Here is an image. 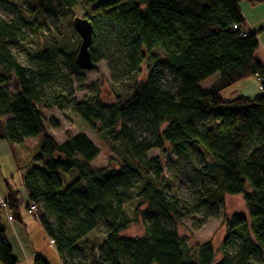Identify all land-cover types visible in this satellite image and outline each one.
<instances>
[{
	"label": "trees",
	"instance_id": "obj_1",
	"mask_svg": "<svg viewBox=\"0 0 264 264\" xmlns=\"http://www.w3.org/2000/svg\"><path fill=\"white\" fill-rule=\"evenodd\" d=\"M51 1L29 3L42 20ZM240 1H97L84 15L93 26L92 43L91 18L104 16L116 30L127 73L137 76L143 64L147 72L144 80L134 78L118 89L110 105L96 93L71 101V94L47 96L46 87L66 76L60 64L70 76L81 71L75 59L80 41L59 50L47 47L33 55V65H24L12 51L19 45V27L0 18V138L15 145L37 140L30 149L32 166L22 177L25 208L35 205L33 215L63 264H251L264 254V64L255 56L256 34L246 28ZM54 2L71 24L76 0ZM165 72L176 79L174 88L164 85ZM215 73L213 83L201 87ZM11 75L15 92L7 88ZM251 77L259 81L257 95L221 97ZM39 105L57 107L77 132L56 141L46 132ZM140 127L148 137L138 135ZM86 129L104 142L120 141L117 168L91 166L99 149ZM151 149L198 159L204 174L195 203L179 195L176 174L164 175L162 155L147 156ZM71 171L75 176L63 185L58 172ZM226 194H242L247 213L224 216L217 248L210 240L188 248L170 220H182L200 206L210 215L224 207ZM133 198L138 201L127 216L124 207ZM4 199L10 217L20 220L18 191L8 187ZM139 221L143 235L121 234ZM99 223L104 237L88 244L86 236ZM17 262L0 222V264ZM33 264L49 262L35 254Z\"/></svg>",
	"mask_w": 264,
	"mask_h": 264
},
{
	"label": "rangeland",
	"instance_id": "obj_2",
	"mask_svg": "<svg viewBox=\"0 0 264 264\" xmlns=\"http://www.w3.org/2000/svg\"><path fill=\"white\" fill-rule=\"evenodd\" d=\"M99 1V0H97ZM96 1V2H97ZM95 2V3H96ZM95 3H89L87 0H76V4L70 9L73 11V16L84 17L89 13L91 6ZM47 11L44 13L42 20L35 14L31 8L29 0H0V18L12 20L19 27V45L12 48L20 63L24 65H33V55L39 53L43 49L50 47L53 49H61L64 47L73 46L80 37L73 30L68 17L64 14L60 6L56 5L54 0L47 6ZM94 22V37L91 49L99 59L95 62V67L92 70H81L77 75L70 76L66 73V69L60 67L65 77L61 76L57 86L46 87V95L51 96L55 93L61 95H69L66 100H81L94 93L98 94L99 99L107 105L115 102V92L125 86L130 80L136 78L137 81H142L146 77V65H142L141 72L133 77L127 73L124 61V53L115 46L114 35L115 29L110 26L108 20L104 16H93ZM72 20V19H71ZM59 54V53H58ZM59 58L62 55L59 54ZM218 77V73L208 77L200 83L201 87L210 86ZM176 79L165 72L163 83L166 87L174 88ZM7 88L11 92L18 89L16 79L11 75L10 81L7 83ZM259 81L257 78L251 77L242 80L234 86L228 87L221 92V97L226 99L239 94H244L249 97H254L259 93ZM45 125L46 132L51 135L56 141H63L67 135H73L77 132L74 124L66 121L62 112L57 107L46 108L43 105L38 106ZM84 133L98 147L97 156L90 161L91 166L99 167L108 165L109 167L117 168L119 160L117 159L116 150L120 148V141L113 139L104 142L101 137L92 129H86ZM140 136H149V133L144 127L139 128ZM2 142L6 140L0 139V194H5L7 187L18 191V195L23 197V205L20 206V216L23 218V223L26 222L27 228L21 225V222L15 221L11 227L5 215L1 214V221L6 230V235L9 241L14 243L13 254L18 259V264H26L27 258H32V249L46 257L50 264H61L57 257L56 249L49 244V238L44 233L41 225L35 220L34 215L26 212L25 206L28 201L24 198L25 192L22 187V177L27 170L30 169L32 163L29 162L30 149L35 145L37 140L34 138L25 139L21 145L8 143V148L3 147ZM162 155L159 150L151 149L147 156L149 158ZM161 162L164 166V175L176 174L179 195L189 201L195 203L200 195L201 176L204 174L198 159L194 156L192 159H185L174 155L170 150L161 156ZM63 185L75 176V171L68 174L58 172ZM247 190H249L247 188ZM1 197V196H0ZM2 198V197H1ZM137 199L133 198L125 205L127 216H131L133 208L137 203ZM144 206L141 205L142 209ZM246 214L245 203L242 194L229 195L224 197V207L216 209L212 214L207 215L206 209L200 206L194 213L186 215L185 218L179 221L170 220L176 228L178 235L182 241L190 249L195 244L210 240L215 248L224 237L225 229L223 219L224 216L231 214ZM26 230L32 239V245L26 240ZM106 233L103 224L99 223L97 229L90 232L86 236L88 244L91 242L97 243ZM143 225L139 221L132 223L124 231L122 235L129 237H138L143 235ZM19 239V242H17ZM33 246V247H32ZM80 248L83 246L80 244ZM89 248V247H86ZM84 249L87 253L88 249ZM251 264H264V254L261 257H254Z\"/></svg>",
	"mask_w": 264,
	"mask_h": 264
},
{
	"label": "crops",
	"instance_id": "obj_3",
	"mask_svg": "<svg viewBox=\"0 0 264 264\" xmlns=\"http://www.w3.org/2000/svg\"><path fill=\"white\" fill-rule=\"evenodd\" d=\"M238 8L240 10V13L242 15V17L244 18V21H245V24H246V28L249 32H253L256 34V38H257V42H258V48L255 52V56L256 58L264 64V1L263 2H260L256 5H251L247 0H241L239 3H238ZM246 80V79H245ZM241 82V81H240ZM236 85V84H235ZM1 139V138H0ZM27 139V138H25ZM24 139V140H25ZM5 141V139H2ZM23 140V141H24ZM36 140V139H35ZM7 142H2V144H5ZM22 144V143H21ZM7 146V147H6ZM8 143L3 145V147H6V150L8 148ZM1 157V155H0ZM12 189V188H11ZM8 193V187H7V190H6V193L5 194H0V196L2 198H5V196L7 195ZM21 196V195H20ZM22 197V196H21ZM23 198V197H22ZM25 198V196H24ZM21 209V208H20ZM4 214L6 219L9 221L11 227H13V223L15 221H19L21 222V225H24L26 228H27V225L26 222L23 223V218L22 216L20 220H17V219H12L10 216H8L4 211H2L0 209V222L2 224V227L4 228V235H5V238L7 240V242L9 243L10 247H11V250H12V255L17 259V257L13 254V246H14V243L10 242L7 235H6V230H5V227L3 225V222L1 221V214ZM36 220V219H35ZM37 221V220H36ZM39 223V222H38ZM45 233V232H44ZM26 240L27 242L32 245V239L30 238V236L28 235V231L26 230ZM17 242H19V239H17ZM13 245V246H12ZM33 247V246H32ZM36 250L33 248L32 249V254H33V257L35 254H40L38 252H35ZM41 256H43L50 264V261L48 259V257L40 254ZM33 257L32 258H27L26 260V264H33ZM57 257L58 254H57ZM60 259V258H59ZM18 260V259H17ZM60 263H62L61 259H60ZM18 264V262H17Z\"/></svg>",
	"mask_w": 264,
	"mask_h": 264
},
{
	"label": "water",
	"instance_id": "obj_4",
	"mask_svg": "<svg viewBox=\"0 0 264 264\" xmlns=\"http://www.w3.org/2000/svg\"><path fill=\"white\" fill-rule=\"evenodd\" d=\"M71 26L80 37L76 51V64L81 70H92L95 67L90 50L93 34L92 23L86 17L75 16L71 20Z\"/></svg>",
	"mask_w": 264,
	"mask_h": 264
},
{
	"label": "built area",
	"instance_id": "obj_5",
	"mask_svg": "<svg viewBox=\"0 0 264 264\" xmlns=\"http://www.w3.org/2000/svg\"><path fill=\"white\" fill-rule=\"evenodd\" d=\"M0 209L2 211H4L8 216H10L8 214V211H7V203H6L5 199L4 198H1V197H0ZM35 210H36V207L33 204L29 205V207L26 208V212L28 214H31V215H33V213L35 212ZM49 244L53 245V240L50 239L49 240Z\"/></svg>",
	"mask_w": 264,
	"mask_h": 264
}]
</instances>
